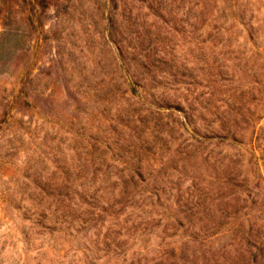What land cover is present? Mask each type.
<instances>
[{"label":"rangeland","instance_id":"obj_1","mask_svg":"<svg viewBox=\"0 0 264 264\" xmlns=\"http://www.w3.org/2000/svg\"><path fill=\"white\" fill-rule=\"evenodd\" d=\"M165 3L0 0V264L226 262L244 232L264 242V0H209L203 23L202 5L182 16L197 0ZM130 157L146 212L122 225L81 184L105 158L117 194Z\"/></svg>","mask_w":264,"mask_h":264},{"label":"trees","instance_id":"obj_2","mask_svg":"<svg viewBox=\"0 0 264 264\" xmlns=\"http://www.w3.org/2000/svg\"><path fill=\"white\" fill-rule=\"evenodd\" d=\"M165 1L167 0H161V14L162 15H170L171 14V9L167 10L168 8V4L165 3ZM181 2V4H179L180 7L185 6L186 1L187 0H178ZM209 0H197V3L193 4V6H189L187 12H185L182 16H187V18L189 17H195V13H197V7H199L200 5H202L203 7H201V15H197V16H203L204 19L202 17H196L194 20L197 22H205V20L207 18H205V12L209 10V4L207 3ZM207 5V7H206ZM164 10H166L164 12ZM200 10V9H199ZM165 13V14H164ZM194 13V14H193ZM178 15V14H176ZM197 27V26H196ZM199 27V26H198ZM216 27H214L215 29ZM218 29V28H216ZM219 32L222 30H225L223 28H219L218 29ZM186 121L185 123H183L182 125L188 127L189 125H192V118L190 115H186L185 117ZM226 137H230V134H227ZM231 139L235 142H238V140L240 138H238V136L236 134L231 135ZM108 148H104V152L106 153V159H108L109 155L107 153ZM135 157V156H134ZM133 158H129L128 162H123V166L122 168H120L119 170V178L121 179V188L119 189L118 193L116 194V190H117V186L118 183L117 181H112L109 182V179L111 176L110 173V169H111V165L110 164H106V159L104 158V162H100L98 165L95 166V173L96 175L100 172H103L104 175H106V179L101 181L100 184L98 185L97 181L95 180L96 176L94 177V179H91L90 181L86 180V182H82L81 186L84 187V194H87L90 196V199H93L94 201L91 202L90 204H92V209H99L102 213H107L109 214L113 219L118 220L119 224H122L120 222V218L121 216L124 214L125 210L128 207H138V211L140 212H146L145 211V204H140V206L136 205L135 200V195L136 193H139L137 191L138 187H140L141 185H143V182L145 183V177H144V171H143V164H141L142 159L140 158L136 163L133 161ZM88 166L86 163L83 164V167L81 169V171L79 172L81 175L86 174L88 171ZM87 177V176H86ZM77 178L79 179L80 176H77ZM109 182V184H108ZM149 185V184H148ZM159 186H157L154 183V188L153 191H158L159 188H157ZM87 188V189H86ZM109 190V191H108ZM134 191V193H133ZM101 193V195H100ZM111 194L112 197L110 199H108L107 203H101V200L106 199L105 196L106 194ZM158 196V195H156ZM153 197H149V199H152ZM158 200H161L160 197H158ZM91 220H97L96 218H91L89 221ZM126 222L128 223V219H126ZM125 222V221H124ZM123 225V224H122ZM145 225V226H144ZM151 225V222L144 220V222L139 223L138 226H133L132 228L135 229L136 231L138 229H142L143 233L146 232H151L152 230L149 228V226ZM144 226V227H143ZM203 231V232H202ZM201 231L200 235L203 237H213L214 235L218 234L217 229H215V227H206L203 228V230ZM193 233V232H192ZM130 234V233H129ZM177 234V231L174 232V235ZM134 235V234H132ZM198 234L197 233H193L192 235H189L192 239L196 240L198 239V237H196ZM253 235L252 232H244L243 236L241 237V242L243 244V246L245 247L244 251L240 253V256L237 258H234L231 261H226V262H220L219 260H215L212 259L208 256V253L203 251L202 255H197L196 251L193 252V256L192 259H190L186 253L184 252L182 255V257H180V262L175 261V262H171V264H264L263 260L260 259V256H263L264 254V242H261L258 244V242H256L255 240H253ZM126 244V241H122L117 243L118 247L122 248V252L124 250V245ZM200 260L203 261L200 262ZM157 264H161V263H157Z\"/></svg>","mask_w":264,"mask_h":264}]
</instances>
